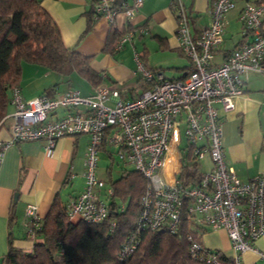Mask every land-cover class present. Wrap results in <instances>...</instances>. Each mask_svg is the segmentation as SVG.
I'll use <instances>...</instances> for the list:
<instances>
[{
    "label": "built area",
    "instance_id": "obj_1",
    "mask_svg": "<svg viewBox=\"0 0 264 264\" xmlns=\"http://www.w3.org/2000/svg\"><path fill=\"white\" fill-rule=\"evenodd\" d=\"M238 1L213 0L210 22L192 32L183 0H170L177 16L178 44L190 61V69L182 78L162 79L135 52L137 70L151 86L132 99L122 100L116 88L102 85L89 95L68 89L56 98L42 93L27 99L15 86L11 90L13 111L6 116L12 119V126L9 138L0 143V159L7 146L18 142L43 139L45 150L50 152L63 136L88 134L84 188L66 206L70 218L99 223L106 218L108 208L99 197L105 182L96 175L97 153L105 131L112 128L110 143L120 146V157L127 155L148 181L137 229L153 230L165 225L174 231L186 209L196 224L224 229L235 252L232 264H244L241 254L252 249V242L264 234V173L242 180L227 165L222 119L216 104L225 112L231 110L233 98L245 91L244 78L264 75V0H242L238 18L251 39L228 51L220 64L213 63L215 50L223 42L225 14ZM141 2L124 1L121 7H115L113 0H96L93 10L96 17L113 22L120 11L132 15ZM130 38V33L123 35L116 48ZM110 100H114L113 105L107 103ZM59 107L65 109L64 114L50 119L49 114ZM181 137L185 143L179 149ZM189 151L198 161L208 154L212 167L193 185H183L179 173L184 166L182 157ZM170 159L175 173L168 180L163 170ZM112 193L111 188L106 189L107 196ZM24 219L28 236L35 238L41 226L35 205L25 207ZM187 239L192 258L204 264H227L219 252L204 247L192 234ZM136 247L133 236L129 237L120 257L132 254Z\"/></svg>",
    "mask_w": 264,
    "mask_h": 264
},
{
    "label": "crops",
    "instance_id": "obj_2",
    "mask_svg": "<svg viewBox=\"0 0 264 264\" xmlns=\"http://www.w3.org/2000/svg\"><path fill=\"white\" fill-rule=\"evenodd\" d=\"M93 1L40 0V3L58 27L63 44L91 57V67L99 72L102 78L100 85L116 88L122 100L132 99L148 89L151 84L145 81L137 70L135 52L147 67L156 69V73L162 72L166 78L185 76L190 69V61L178 44L177 17L170 0H142L132 15L127 16L120 11L113 22L96 17L92 13ZM125 1L129 4L134 2ZM183 3L192 32L208 25L211 0H183ZM242 6L243 1L239 0L235 7L225 14L223 42L215 50L213 57L215 65L220 64L232 48L251 39L250 34L243 32L242 23L238 18ZM236 22L240 23L241 29L233 39L230 38L233 36L232 31L228 35L226 32ZM90 25L91 28H88ZM113 30L115 35L111 33ZM126 33L131 34L130 40L117 49L118 41ZM19 87L23 97L28 99L44 92L56 98L68 89H78L81 94L89 95L94 92L96 86L77 72L62 74L40 64L22 62ZM244 89L243 94L233 98L234 106L231 110L225 112L219 104L216 106L222 119L225 161L240 179L248 180L264 173V75H247L244 78ZM107 103L113 105L114 100ZM12 111L13 105L10 102L4 117L9 116ZM64 112L65 109L59 107L49 114V118L62 116ZM11 126L10 117L3 119L0 124V143L9 138ZM111 133L112 128L105 131L103 143L98 151L108 152L111 159L104 174L97 173V177L105 182L99 197L106 203L110 199L106 189L111 188L113 191L111 180L119 179L125 169H135L127 161L131 167L123 166L119 168L117 175H112L113 153L119 155L120 146L110 143ZM45 143L43 139L22 141L7 146L2 152L0 264L10 246L31 252L34 243L38 241L27 234L24 209L28 204L36 206L37 215L41 220L46 216L55 198L62 203H68L84 188V162L90 136L85 133L63 136L55 142L50 152L45 150ZM178 146L179 149L183 147L181 142ZM173 156L176 160L175 153ZM210 161L209 169L212 167ZM174 173V164L170 159L163 175L170 180ZM78 181L82 185L75 183ZM126 201L121 205L124 206ZM205 228L199 230L197 235L201 244L219 252L224 262L232 264L235 252L227 232L222 228ZM251 245L252 249L241 254V261L244 264H264V234Z\"/></svg>",
    "mask_w": 264,
    "mask_h": 264
},
{
    "label": "trees",
    "instance_id": "obj_3",
    "mask_svg": "<svg viewBox=\"0 0 264 264\" xmlns=\"http://www.w3.org/2000/svg\"><path fill=\"white\" fill-rule=\"evenodd\" d=\"M124 1L113 0V5L121 7ZM111 33L115 35L114 30ZM90 61V56L63 44L58 27L40 0H0V121L11 102L9 92L19 86L22 62L40 64L62 74L77 72L93 86H98L102 78ZM182 160L184 166L179 178L183 185H193L203 171L198 169V160L190 151ZM111 185L113 193L102 222L70 218L67 203L55 198L35 232L38 241L32 251L10 246L1 264H204L191 257L187 235L199 239V230L206 228L196 224L186 209L181 212L174 231L165 225L138 230L136 221L147 179L136 169H125L119 179L111 180ZM131 236L137 247L132 254L120 257L121 248Z\"/></svg>",
    "mask_w": 264,
    "mask_h": 264
},
{
    "label": "rangeland",
    "instance_id": "obj_4",
    "mask_svg": "<svg viewBox=\"0 0 264 264\" xmlns=\"http://www.w3.org/2000/svg\"><path fill=\"white\" fill-rule=\"evenodd\" d=\"M240 29H241L240 23L236 22L234 25L230 26V28L227 29L226 35H228L230 33V31H232L233 36L230 37V35H229L228 37L235 39L237 37V32L240 31ZM180 127L183 130V125ZM184 143H185V138L181 137V145L183 146ZM113 157H114V159H113V162L111 164L113 176L117 175L119 168H122L123 166H126L128 168L131 167V164L127 163V161H128L127 155H125L124 158L119 159L120 158L119 155L116 153L115 154L113 153ZM97 159H98V168H96V175H97V173L99 175V172L101 174H104L107 165H110V162H111V159L108 156V152H106V151L98 152L97 153ZM209 161H210V157L208 154H206L200 161H198V169L201 172L202 171L205 172V171L209 170V166H210ZM210 163H211V161H210ZM75 183H77V185H82V184H80L81 182H79V181L75 182Z\"/></svg>",
    "mask_w": 264,
    "mask_h": 264
},
{
    "label": "water",
    "instance_id": "obj_5",
    "mask_svg": "<svg viewBox=\"0 0 264 264\" xmlns=\"http://www.w3.org/2000/svg\"><path fill=\"white\" fill-rule=\"evenodd\" d=\"M158 74H160V75L162 74V75H161V78H163V79H167V78H166V76H165V75H163V73H162V72H161V73L159 72Z\"/></svg>",
    "mask_w": 264,
    "mask_h": 264
}]
</instances>
